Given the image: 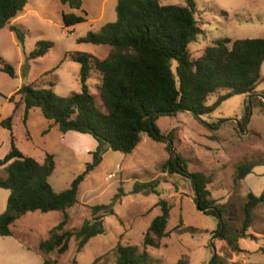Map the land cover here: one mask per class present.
Wrapping results in <instances>:
<instances>
[{
    "label": "rangeland",
    "instance_id": "1",
    "mask_svg": "<svg viewBox=\"0 0 264 264\" xmlns=\"http://www.w3.org/2000/svg\"><path fill=\"white\" fill-rule=\"evenodd\" d=\"M195 1V16L202 31L188 45L192 58L199 57L217 38L264 37V0ZM162 2L183 4L184 0ZM115 5L116 0H81L80 8H71L60 0H26L22 12L12 22L25 30L23 43L20 44L6 26L0 28V58L14 70V76L0 70V119L12 115L13 141L20 150L27 153V148L48 152L57 149L61 152L49 177L55 191L69 186L84 170L90 155L74 156L58 146L61 133L54 124L49 128L51 121L44 118L39 108L30 109L24 124L23 103L15 91L28 83L50 88L60 96L80 91L79 65L64 57L65 53L79 51L105 57L108 46L78 39L114 21ZM64 12L81 15L84 20L65 26ZM42 40L50 41L51 48L39 58L28 59L29 51ZM260 73L261 79L252 95L230 96L210 115L195 117L190 112L177 111L156 120L162 133H170L172 150L184 158L188 171L210 176L207 189L214 204L224 211L227 239L215 234L217 219L197 209L188 179L160 171L159 165L169 156L166 143L143 134L138 147L125 156L120 171L97 166L89 172L79 185V202L68 209L66 228L75 229L91 217L92 205L111 204L114 213L104 215V233L90 238L79 251L75 239L71 238L66 252L45 255L38 250V243L47 238L49 230L62 219V213H27L12 226L14 235H0V264H43L46 258L54 260V264H93L96 258L98 262L94 264H116L114 247L117 243L132 246L139 253L145 250L150 264H174L182 255L187 256V264H209L214 254L215 264H264V201L254 209L253 221L245 236L240 235L247 193L264 192V106L259 103V99L264 102V62ZM99 77L93 70L87 80L97 106H101L96 95ZM10 95L13 102L8 100ZM216 95H209L207 104H212ZM251 97L258 99L250 105L248 118L243 122ZM9 134L7 128L0 127V158L9 149ZM244 161L256 165L243 179L235 181V167ZM108 174L111 177H107ZM5 175V169L0 166V177ZM151 180H156L154 192H132L136 181ZM7 197L8 190L0 188V213ZM161 199L170 205L166 229L171 233L161 239L158 248H143L146 228L161 213L160 207L155 206Z\"/></svg>",
    "mask_w": 264,
    "mask_h": 264
},
{
    "label": "trees",
    "instance_id": "2",
    "mask_svg": "<svg viewBox=\"0 0 264 264\" xmlns=\"http://www.w3.org/2000/svg\"><path fill=\"white\" fill-rule=\"evenodd\" d=\"M71 8H80L81 0H60ZM26 0H0V28L7 27L15 39L22 44L25 30L12 23L22 11ZM196 13V1L184 0L183 4L165 3L162 0H116L115 20L106 22L98 31H88L79 42L108 46L103 58L92 54L73 51L68 57L79 65L80 91L60 96L50 88L23 84L15 91L24 107L23 119L32 108H39L44 118L57 126L61 133L75 131L95 140L96 146L90 151L91 159L84 170L76 175L69 186L55 191L48 181L54 170L52 154L46 153L42 162L21 152L14 144L12 115L0 119V127L10 131V148L0 159V166L6 172L0 177V188L9 191L6 207L0 214V235H12L11 225L28 212L47 213L60 211L62 219L53 226L47 238L38 244L43 254H62L74 238L77 251L87 241L104 233L103 217L113 214L111 204H95L90 207L91 217L78 228L68 229V209L78 203V188L86 175L101 161L107 149L123 154L131 153L146 135L156 142L166 143L168 158L159 169L164 173H177L188 179L194 192V203L203 213L217 219L215 234L227 239V226L223 209L215 205L210 197L207 184L210 176L201 172H190L186 161L170 149V133H162L156 120L162 115H173L177 111L190 112L195 117L210 115L222 101L233 95L250 96L261 79V65L264 62V37L235 38L221 37L206 46L203 53L192 58L188 45L201 33ZM65 26L83 21L81 15L62 13ZM52 43L47 40L36 42L27 58L36 59L45 55ZM0 70L14 76L11 65L0 58ZM99 73L96 96L88 87L91 71ZM222 91V93H220ZM217 94L212 104H207L209 95ZM251 97L246 107L243 122L249 115ZM13 102V96L8 97ZM260 105L264 102L259 99ZM15 107V103H14ZM241 122H239L240 124ZM213 125V124H212ZM256 163L240 162L235 167L234 180L243 179ZM156 180L133 184L132 192H154ZM196 191V194H195ZM198 199H196V196ZM264 201V192L255 195L248 192L244 203L241 237L253 221V211ZM161 213L149 223L142 240L143 248L160 246L162 238L168 237L167 230L170 205L158 200ZM181 224V223H180ZM116 264H150L145 250L117 243L114 247ZM98 262V258L93 261ZM46 258L43 264H54ZM182 255L174 264H187ZM216 263V255L209 264Z\"/></svg>",
    "mask_w": 264,
    "mask_h": 264
},
{
    "label": "crops",
    "instance_id": "3",
    "mask_svg": "<svg viewBox=\"0 0 264 264\" xmlns=\"http://www.w3.org/2000/svg\"><path fill=\"white\" fill-rule=\"evenodd\" d=\"M24 8V7H23ZM23 10V9H22ZM22 12V11H21ZM20 12V13H21ZM19 13V14H20ZM18 14V15H19ZM17 15V16H18ZM16 16V17H17ZM15 17V18H16ZM14 18V19H15ZM13 19V20H14ZM13 20H12V22H13ZM105 24V23H104ZM108 53V52H107ZM107 55V54H106ZM30 111V110H29ZM29 111L27 112V114H26V117H25V119H22L23 120V123L25 124V122H26V119H27V117H28V114H29ZM53 127V124H49V128H52ZM55 127V129H56V131L58 130L57 129V126L55 125L54 126ZM9 131V130H8ZM59 131V130H58ZM10 132V131H9ZM25 132H26V135L28 136V134H29V132H28V130L27 129H25ZM59 133H61L60 131H59ZM10 135V134H9ZM60 138H59V140H58V143H59V145L58 146H62V147H64L67 151H69V153L68 154H73L74 156H82V158L84 157V155H86V154H89L90 155V151H92L93 149H94V147L96 146V142H95V140L94 139H92L90 136H88V135H86V134H83V133H79V132H75V131H68V132H65V133H61L60 134V136H59ZM26 138H28V137H26ZM29 138H30V136H29ZM141 140H142V138H141ZM141 142V141H140ZM140 142L137 144V146L136 147H138V145L140 144ZM8 146H9V148H10V139H9V142H8ZM31 147V146H30ZM135 147V148H136ZM18 148V147H17ZM19 149V148H18ZM34 148H27L26 150H27V153L26 152H24V151H22V150H20L21 152H23L24 154H26V155H28V156H31V157H33L34 159H36L37 161H39V162H42L43 161V159H44V156H45V154L46 153H49V154H52L53 155V157H54V162H55V167H56V157H58L59 156V154L61 153L60 151H58L57 149H56V151H46L45 149H39V150H37V151H35V150H33ZM9 150V149H8ZM66 151V152H67ZM30 154V155H29ZM130 154V153H129ZM127 154H123V153H121V152H119V151H113V150H111V149H107L104 153H103V155H102V158H101V161H100V163L97 165V166H101L102 168H105V169H116L117 171H120L121 170V163L123 162V160H124V158H125V156H126ZM2 158V157H1ZM0 158V159H1ZM90 158H91V155H90ZM96 166V167H97ZM2 168H4L3 166H1ZM55 167H54V169H55ZM54 171V170H53ZM52 174V173H51ZM109 175V174H108ZM50 177V176H49ZM48 181H49V178H48ZM72 181V180H71ZM50 183V182H49ZM81 184V183H80ZM52 186V185H51ZM1 189H3V188H1ZM54 189V188H53ZM79 189V188H78ZM6 190V189H5ZM8 195H9V191H8ZM78 196V195H77ZM6 202H7V200H6ZM78 202H79V200H78ZM5 207H6V205H5ZM5 209V208H4ZM4 211V210H3ZM2 211V212H3ZM1 212V213H2ZM35 212H39V211H35ZM53 212V211H52ZM0 213V214H1ZM28 213H34V212H28ZM47 213H49V212H47ZM27 214V213H26ZM25 215V214H24ZM23 216V215H22ZM21 216V217H22ZM20 218V217H19ZM18 218V219H19ZM18 219H16L15 221H14V223L18 220ZM14 223L11 225V230H12V235H14V231H13V229H12V226L14 225ZM147 229V228H146ZM18 238H20V240H22L21 239V237H18ZM39 244V243H38ZM27 248H29L28 246H27ZM45 255H49V254H45Z\"/></svg>",
    "mask_w": 264,
    "mask_h": 264
},
{
    "label": "water",
    "instance_id": "4",
    "mask_svg": "<svg viewBox=\"0 0 264 264\" xmlns=\"http://www.w3.org/2000/svg\"><path fill=\"white\" fill-rule=\"evenodd\" d=\"M170 149L172 150V146H171V142H170ZM195 194H196V191H195ZM196 196V199H198V197H197V195H195ZM197 207V209L198 210H200V211H204V209H200L198 206H196ZM210 243H211V241H210ZM212 244V243H211ZM215 251V249H214V247H213V252ZM215 255V254H214ZM214 255H213V257H214Z\"/></svg>",
    "mask_w": 264,
    "mask_h": 264
},
{
    "label": "built area",
    "instance_id": "5",
    "mask_svg": "<svg viewBox=\"0 0 264 264\" xmlns=\"http://www.w3.org/2000/svg\"><path fill=\"white\" fill-rule=\"evenodd\" d=\"M107 177H111V174H109Z\"/></svg>",
    "mask_w": 264,
    "mask_h": 264
}]
</instances>
